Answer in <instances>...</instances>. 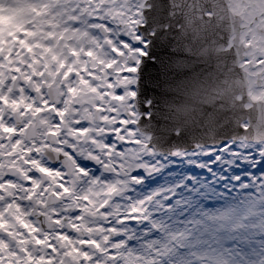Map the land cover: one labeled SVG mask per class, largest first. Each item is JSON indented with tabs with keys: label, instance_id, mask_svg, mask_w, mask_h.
<instances>
[{
	"label": "snow or ice",
	"instance_id": "6c2138e0",
	"mask_svg": "<svg viewBox=\"0 0 264 264\" xmlns=\"http://www.w3.org/2000/svg\"><path fill=\"white\" fill-rule=\"evenodd\" d=\"M0 264H264V0H0Z\"/></svg>",
	"mask_w": 264,
	"mask_h": 264
},
{
	"label": "water",
	"instance_id": "95a60500",
	"mask_svg": "<svg viewBox=\"0 0 264 264\" xmlns=\"http://www.w3.org/2000/svg\"><path fill=\"white\" fill-rule=\"evenodd\" d=\"M148 94L151 95L152 94V90L149 88L148 89Z\"/></svg>",
	"mask_w": 264,
	"mask_h": 264
}]
</instances>
